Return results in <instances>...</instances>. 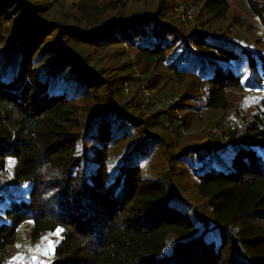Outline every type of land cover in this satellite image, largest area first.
<instances>
[{"label": "trees", "instance_id": "1", "mask_svg": "<svg viewBox=\"0 0 264 264\" xmlns=\"http://www.w3.org/2000/svg\"><path fill=\"white\" fill-rule=\"evenodd\" d=\"M61 1L0 0V258L27 227L31 244L54 239L43 264H264V98L242 134H227L229 146H186L174 155L209 206L207 224L186 217L178 185L144 178L140 159L149 153L147 141L159 137L147 127L162 126V112L145 115L137 94L119 90L136 79L128 72L134 59L144 63L141 74L156 65L181 79L199 74L206 108L224 110L228 89L244 84L242 67L245 84L263 83L264 53L205 31L186 34L180 20L172 15L168 22L158 8L124 17L127 0H77L84 7L69 25L45 20L42 9ZM196 1L213 20L230 6ZM246 2L264 28V2ZM107 10L115 18L105 23ZM14 16L9 29L5 22ZM105 50L123 57L125 68H116L113 80L94 59ZM124 125L141 128L142 139L110 166L113 145L130 135ZM45 165L46 174L58 169L60 177L45 180L38 172Z\"/></svg>", "mask_w": 264, "mask_h": 264}, {"label": "rangeland", "instance_id": "2", "mask_svg": "<svg viewBox=\"0 0 264 264\" xmlns=\"http://www.w3.org/2000/svg\"><path fill=\"white\" fill-rule=\"evenodd\" d=\"M37 2L38 0H33ZM111 1V0H110ZM129 6L125 9L124 17L134 15L143 16L146 13L154 12L157 8L161 10L162 15L169 21L174 18L172 15V8L177 0H127ZM186 6H191L195 11L194 21L183 25V30L186 34L191 30L205 31L212 38H220L238 45H244L248 49L264 53V28L260 26V19L257 15L252 13L246 0H229L230 6L223 19L213 20L206 13L202 11L201 4L196 0H179ZM264 2V0H258ZM41 2V1H39ZM52 4L47 3V6ZM84 6L78 5L77 0H63L60 4H55L50 7L47 13L42 9L43 18L51 22L60 24H67L73 22L74 18L79 16L78 10H83ZM48 10V8H47ZM107 15L103 16V21L106 23L109 18L114 19V13L107 10ZM175 16V15H174ZM176 17V16H175ZM15 16L9 21H6L10 29ZM262 23V22H261ZM69 25V24H67ZM208 29L209 31H206ZM126 44L123 47L127 49ZM191 46V45H190ZM178 47V45H177ZM192 48V47H191ZM132 47H128L129 58H133L135 54ZM181 50V47H179ZM193 49V48H192ZM172 48L170 52H173ZM212 52V51H211ZM209 51V53H211ZM96 53V52H95ZM99 56L94 57L100 67V73L104 78L114 79L117 76L115 70L121 67L123 57L117 53L109 55V51L100 53ZM103 55V56H102ZM128 55V54H127ZM115 56V60H113ZM48 59V58H47ZM49 60L40 61L41 66H47ZM96 62V67H97ZM129 63V62H128ZM194 65V62H189ZM40 66V67H41ZM144 63L131 60L129 63L128 72L136 79L132 82L123 81L120 84V93L139 96L137 109L143 110L144 114L155 112L157 109L161 110L163 121L162 126L157 124L148 125V130L151 134L158 135V140L147 141V152L145 158L140 159L142 174L145 179L159 180L160 184H166L170 189L177 187V195L183 200L184 205L181 209L185 212L186 217L194 221L198 216L201 220L208 224L211 220V213L208 204L204 198H199L196 193V188L191 187L193 183V176L186 164L179 162V159L174 156L180 153L186 146L190 148L202 147L204 145H214L215 147L229 146V138L227 134L236 130V134H242L245 130V125L253 120V116L257 111H261L260 104L264 98V81L261 84H254L252 87L245 84L247 73L244 67L241 72L245 76L244 84L241 88H231L227 91V108L224 110L206 108L205 106V85L196 75L199 74H185L182 79L177 77L172 71H168L163 65H156L152 67L146 74L140 73L143 69ZM125 68V67H121ZM199 69H196V71ZM125 73V72H124ZM123 74V73H121ZM179 79V80H178ZM178 81V82H177ZM126 84V85H125ZM112 85V84H111ZM127 86V90H125ZM114 87V84H113ZM113 87L110 90V95H113ZM144 89L147 91V99L144 95ZM103 88L100 90L102 92ZM107 90V94H108ZM119 93V92H118ZM105 94V95H107ZM99 94V98L105 96ZM117 95H113V97ZM112 97V98H113ZM83 104V102L80 103ZM87 104V101H85ZM81 106V117L87 120L88 112L87 106ZM133 114L138 116L136 112ZM143 114V116H145ZM171 117V118H170ZM175 124V128L172 127ZM126 125V124H125ZM123 126L124 130L130 132L127 138L119 141L113 145L111 155L109 156L108 165L119 162L122 156L131 149L134 142H140L144 131L141 128H132ZM181 132V134H177ZM226 132V133H225ZM237 139V136H234ZM194 147V148H195ZM232 151L222 155L223 161L229 160ZM228 155V156H226ZM207 159L205 160V162ZM218 162V161H217ZM224 163V162H223ZM118 164V163H117ZM219 164V163H218ZM218 164H215L216 166ZM111 166V165H110ZM117 167V165H116ZM203 168V165L199 167ZM205 168V167H204ZM5 169V168H4ZM194 170L198 171L195 167ZM168 174H166V172ZM8 173L7 170H5ZM176 188V189H177ZM177 201V200H175ZM205 219V220H204ZM207 219V221H206ZM204 228H201L202 232ZM52 239L49 236H44L38 243L31 244L28 241L27 227L22 228L16 238V244L5 250L0 258L1 264H43L48 255H51ZM174 241V239L172 240Z\"/></svg>", "mask_w": 264, "mask_h": 264}, {"label": "built area", "instance_id": "3", "mask_svg": "<svg viewBox=\"0 0 264 264\" xmlns=\"http://www.w3.org/2000/svg\"><path fill=\"white\" fill-rule=\"evenodd\" d=\"M172 13L176 16L178 20L182 22L183 25H187L188 23L194 21L195 11L191 6H186L182 4L179 0L176 1V4L172 8ZM126 85V84H125ZM125 90H127V86H125ZM147 91L144 89V95L147 99Z\"/></svg>", "mask_w": 264, "mask_h": 264}, {"label": "clouds", "instance_id": "4", "mask_svg": "<svg viewBox=\"0 0 264 264\" xmlns=\"http://www.w3.org/2000/svg\"><path fill=\"white\" fill-rule=\"evenodd\" d=\"M38 172L44 176L45 180H51L53 178H59L60 172L58 169H54L51 174H46L48 172V165H45L38 169Z\"/></svg>", "mask_w": 264, "mask_h": 264}, {"label": "snow or ice", "instance_id": "5", "mask_svg": "<svg viewBox=\"0 0 264 264\" xmlns=\"http://www.w3.org/2000/svg\"><path fill=\"white\" fill-rule=\"evenodd\" d=\"M58 232H59V230H58ZM58 234V233H57Z\"/></svg>", "mask_w": 264, "mask_h": 264}]
</instances>
